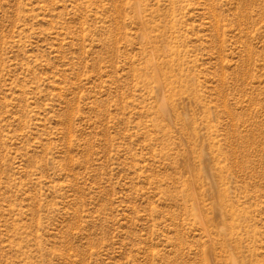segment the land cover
I'll return each instance as SVG.
<instances>
[{"label":"rangeland","instance_id":"1","mask_svg":"<svg viewBox=\"0 0 264 264\" xmlns=\"http://www.w3.org/2000/svg\"><path fill=\"white\" fill-rule=\"evenodd\" d=\"M0 264H264V0H0Z\"/></svg>","mask_w":264,"mask_h":264}]
</instances>
